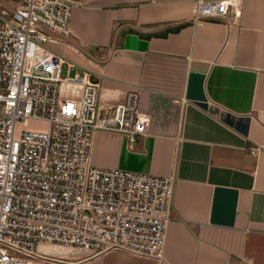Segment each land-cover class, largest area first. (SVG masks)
<instances>
[{
	"label": "crops",
	"instance_id": "0c3cea01",
	"mask_svg": "<svg viewBox=\"0 0 264 264\" xmlns=\"http://www.w3.org/2000/svg\"><path fill=\"white\" fill-rule=\"evenodd\" d=\"M71 1V35L51 50L99 85L101 109L140 88L149 119L133 144L94 133L91 161L174 177L173 220L162 259L92 258L59 246L42 247L46 257L62 264H264V0H242L238 21L234 7L224 19L195 21L197 0ZM180 24L187 25L168 32ZM115 26L122 46L90 56L111 46Z\"/></svg>",
	"mask_w": 264,
	"mask_h": 264
},
{
	"label": "built area",
	"instance_id": "2783aa9c",
	"mask_svg": "<svg viewBox=\"0 0 264 264\" xmlns=\"http://www.w3.org/2000/svg\"><path fill=\"white\" fill-rule=\"evenodd\" d=\"M0 6V264H32L44 246L162 259L172 222L174 177L99 168L96 132L133 144L148 128L142 91L101 109L99 85L51 44L71 35V0H15ZM242 0H197L194 20L241 16ZM78 98L61 100V87ZM44 125L45 128H39ZM252 156L260 153L250 148Z\"/></svg>",
	"mask_w": 264,
	"mask_h": 264
},
{
	"label": "rangeland",
	"instance_id": "374dc122",
	"mask_svg": "<svg viewBox=\"0 0 264 264\" xmlns=\"http://www.w3.org/2000/svg\"><path fill=\"white\" fill-rule=\"evenodd\" d=\"M0 6L5 7V8H20L21 3L15 0H0ZM70 65H68V62L65 63L64 69L67 70ZM75 94L74 88L68 86V85H63L61 87V100H65L67 98L73 97L72 95ZM39 128H45L44 125H38ZM32 264H40L39 260H32Z\"/></svg>",
	"mask_w": 264,
	"mask_h": 264
},
{
	"label": "trees",
	"instance_id": "16d2710c",
	"mask_svg": "<svg viewBox=\"0 0 264 264\" xmlns=\"http://www.w3.org/2000/svg\"><path fill=\"white\" fill-rule=\"evenodd\" d=\"M187 24H180L178 25L176 28L174 29H170L168 32H178L180 31L182 28H184ZM125 33H122L121 38L124 36ZM168 33H166L164 36H166ZM151 37V36H148ZM117 38H118V27L115 26L113 29V37H112V44L110 47L108 48H104V49H90L88 54L90 56H95L97 53H104V54H109L113 48L115 47H119L122 46V41H120L119 43H117Z\"/></svg>",
	"mask_w": 264,
	"mask_h": 264
}]
</instances>
